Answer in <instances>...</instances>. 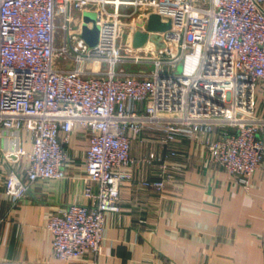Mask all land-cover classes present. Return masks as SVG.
<instances>
[{"label":"built area","instance_id":"obj_1","mask_svg":"<svg viewBox=\"0 0 264 264\" xmlns=\"http://www.w3.org/2000/svg\"><path fill=\"white\" fill-rule=\"evenodd\" d=\"M86 10L94 13L86 24L97 26L92 45L82 26L71 27L73 12ZM151 13L170 27L148 29ZM135 30L148 34L141 46L132 44ZM121 59L152 60L155 68L116 69ZM163 62L169 72L160 71ZM258 80L264 83V0H0V148L12 163L26 158L6 171L4 192L15 202L33 181L65 177L64 143L86 128L88 202L52 212L46 225L58 264H99L105 213L119 210L120 186L133 177L128 131L151 127L163 145L146 157L157 162L146 187L164 188L177 153L172 142L188 137L248 189L264 150Z\"/></svg>","mask_w":264,"mask_h":264},{"label":"crops","instance_id":"obj_2","mask_svg":"<svg viewBox=\"0 0 264 264\" xmlns=\"http://www.w3.org/2000/svg\"><path fill=\"white\" fill-rule=\"evenodd\" d=\"M255 91V113L264 116L261 80ZM128 133L133 177L120 186L119 210L105 213L99 264H264V150L245 189L203 146L176 139L171 176L157 191L142 180L157 173L156 160L146 157L163 150L159 133L148 126ZM23 143L30 148L27 132ZM87 145L88 130L77 127L64 143L66 176L33 181L15 202L4 192L5 174L26 158L12 163L0 148V264H58L46 222L54 211L88 202L82 192Z\"/></svg>","mask_w":264,"mask_h":264},{"label":"rangeland","instance_id":"obj_3","mask_svg":"<svg viewBox=\"0 0 264 264\" xmlns=\"http://www.w3.org/2000/svg\"><path fill=\"white\" fill-rule=\"evenodd\" d=\"M81 16H82V18L84 20L83 23H81ZM93 18H94V13L92 11L86 10V11H84L82 13V15L80 14V11H74L73 12V21L71 22V27L80 28L82 26V33H84L83 32V28L85 26L88 27V28H92V27H89L86 24V21L89 20V19H93ZM137 20H138V17H134V18H132V20H130V22L135 23V22H137ZM94 26H96V25H94ZM120 33H121L124 41L126 40L125 44H124V47L125 46L127 47L128 43H129L128 39H129V36H130L129 35L130 29L129 28H127V29L125 28V29L121 30ZM86 41L90 45H92V44L95 43L96 39L93 41L91 39L86 38ZM118 42H120V41L118 40ZM145 53H147V52H145ZM55 62H56V60L54 61V63ZM115 68L116 69L121 68V69H123L125 71H134V72L135 71H149L150 69L155 68V63L152 60L135 61V60H131V59H121V60H118L116 62ZM171 69H172V67L166 62H163L160 65V71L161 72H165L166 73V72H169ZM173 70H175V71L179 70V67L178 68L174 67ZM258 98H259V96H257V101H258Z\"/></svg>","mask_w":264,"mask_h":264},{"label":"water","instance_id":"obj_4","mask_svg":"<svg viewBox=\"0 0 264 264\" xmlns=\"http://www.w3.org/2000/svg\"><path fill=\"white\" fill-rule=\"evenodd\" d=\"M170 27V20L162 21L159 14L151 13L148 17L147 28L150 30H165ZM83 34L86 38L95 40L97 38V26L92 28L84 27ZM148 34L146 32L135 30L132 34L133 46H141L147 39ZM157 45H163V41L159 39V34L155 33L152 35Z\"/></svg>","mask_w":264,"mask_h":264}]
</instances>
